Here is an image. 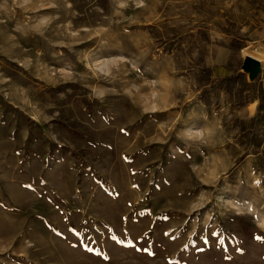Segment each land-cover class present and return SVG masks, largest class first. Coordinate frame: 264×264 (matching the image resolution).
I'll return each mask as SVG.
<instances>
[{
  "label": "rangeland",
  "instance_id": "rangeland-1",
  "mask_svg": "<svg viewBox=\"0 0 264 264\" xmlns=\"http://www.w3.org/2000/svg\"><path fill=\"white\" fill-rule=\"evenodd\" d=\"M0 264H264V0H0Z\"/></svg>",
  "mask_w": 264,
  "mask_h": 264
},
{
  "label": "water",
  "instance_id": "water-1",
  "mask_svg": "<svg viewBox=\"0 0 264 264\" xmlns=\"http://www.w3.org/2000/svg\"><path fill=\"white\" fill-rule=\"evenodd\" d=\"M242 71L249 76L250 81H254L262 71L260 60L252 56H247L244 59Z\"/></svg>",
  "mask_w": 264,
  "mask_h": 264
},
{
  "label": "crops",
  "instance_id": "crops-1",
  "mask_svg": "<svg viewBox=\"0 0 264 264\" xmlns=\"http://www.w3.org/2000/svg\"><path fill=\"white\" fill-rule=\"evenodd\" d=\"M44 161H45V159L43 158V159H41V160H37V162H36V164L37 165H41V162H42V164L44 163ZM54 170H52V172H53Z\"/></svg>",
  "mask_w": 264,
  "mask_h": 264
}]
</instances>
